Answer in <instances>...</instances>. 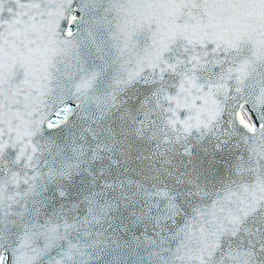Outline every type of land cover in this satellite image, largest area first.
I'll return each instance as SVG.
<instances>
[{"label":"snow or ice","instance_id":"snow-or-ice-1","mask_svg":"<svg viewBox=\"0 0 264 264\" xmlns=\"http://www.w3.org/2000/svg\"><path fill=\"white\" fill-rule=\"evenodd\" d=\"M0 264H264V0H0Z\"/></svg>","mask_w":264,"mask_h":264}]
</instances>
